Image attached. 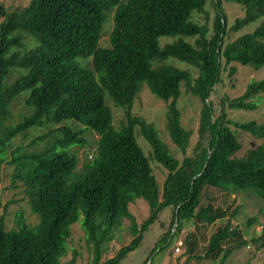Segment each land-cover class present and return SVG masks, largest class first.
I'll list each match as a JSON object with an SVG mask.
<instances>
[{
	"label": "trees",
	"instance_id": "trees-1",
	"mask_svg": "<svg viewBox=\"0 0 264 264\" xmlns=\"http://www.w3.org/2000/svg\"><path fill=\"white\" fill-rule=\"evenodd\" d=\"M211 1L216 12L212 29L194 19L196 13H205L208 0H32L12 13L0 5L4 18L0 23V169L5 163L14 166L12 180L25 186L31 210L39 218L31 225L22 212L17 213L16 227L7 230L5 217H0V264H61L71 226L79 221L91 264H121L140 247L144 233L166 208L173 212L170 229L174 225L182 229L183 221L213 225L226 218L227 210L211 203L202 205L207 187L232 194L251 192L264 200V142L237 157L242 145L230 127L264 139V124L238 123L224 112L215 117L210 102L223 70L230 67V75L236 73L232 63L255 70L264 67V23L251 33L229 39L230 32L264 17V0H233L244 7L245 16L231 27L223 0ZM111 11L110 47L102 48L99 41ZM161 38L171 41L163 45ZM26 39L32 44L30 49ZM89 58L91 67L78 62ZM169 60L190 65L197 76ZM13 70L19 76L8 84ZM144 85L168 103L166 127L183 153L182 160L171 153L153 124L133 114ZM183 85L202 104L198 140L191 155L187 149L193 133L183 127L178 107ZM26 90L30 91L25 103L31 114L7 125L12 103ZM261 93L264 78L250 84L241 97L226 100L232 109L253 111L257 107L253 100ZM107 95L124 109L125 121L119 128L106 104ZM66 121L82 128L61 125ZM47 124L57 127L34 138V144L56 133L60 136L40 151L14 148L7 160L15 138ZM137 127L150 144L154 160L168 171L162 187L137 141ZM89 129L99 137L96 152L78 171V154L70 148L84 147ZM140 198L149 205V216L141 224L129 208ZM11 203L3 206L4 211ZM125 219L130 222L132 240L102 260ZM173 235L168 232L158 239L143 264H154L153 256L170 247ZM235 236L236 228L228 221L210 236L205 254L197 256L189 235L185 240L189 258L182 264L191 258L228 264L232 250L225 244Z\"/></svg>",
	"mask_w": 264,
	"mask_h": 264
},
{
	"label": "rangeland",
	"instance_id": "rangeland-1",
	"mask_svg": "<svg viewBox=\"0 0 264 264\" xmlns=\"http://www.w3.org/2000/svg\"><path fill=\"white\" fill-rule=\"evenodd\" d=\"M32 0H0V5L4 6L8 13L16 12L28 6ZM223 11L227 18L228 27H231L237 19L245 16V9L243 6L235 3L233 0H223ZM216 12L211 0H208L205 7V13L194 15V19L198 23H208L212 29L213 21ZM4 18L0 17V23ZM264 23V17L244 27L241 31L230 32V41L237 37L251 33ZM114 24V11L109 12L108 19L104 24L102 36L99 41V46L102 48L110 47V33ZM27 38V37H26ZM27 41V49L32 47V44ZM171 39L161 38L164 45L170 42ZM192 41V40H190ZM78 62L82 65L91 67L92 58L88 60L80 59ZM167 63L172 64L181 69L189 70L194 77L197 76V70L190 65L180 62L178 60H169ZM236 68V73L230 75L229 68L226 67L221 74V81L218 83L210 96V102L213 105L215 117H219L224 112L229 120L245 123L249 121H256L258 124H264V94L261 93L253 101L256 104V109L253 111L232 109L228 106L226 99H236L241 97L247 91L250 84L264 78V67L255 70L250 66L241 65L240 63H232ZM19 72L13 70L7 79V83H12L18 78ZM30 91L22 92L19 97L12 103L10 109V117L6 121L7 125H15L19 123L24 117L31 114L32 110L27 107L25 100ZM225 101L222 103V100ZM106 104L111 108L114 125L119 128L125 121L124 109L117 107L111 101L110 97L106 96ZM178 107L181 110V123L183 127L193 133L190 141V146L187 149V154L191 155L193 148L198 140V130L200 123V113L202 104L198 97L194 96L190 90L183 85L181 89V96L178 100ZM133 114L137 117L145 119L148 123L154 125L159 131L162 140L168 145L171 153L178 159L182 160L183 153L172 142L167 131V113L168 103L158 99L154 96L147 85H144L140 90L137 99L135 100ZM61 125H69L74 129H80L82 126L76 122L66 121ZM54 127L53 124H47L43 127H33L26 131V138H23L25 133H21L15 138L8 147L7 160L11 158V150L21 146L24 152L40 151L44 147L50 145L54 141V136L58 137L60 134L56 133L53 137H47L44 141L33 143V139L37 136H46L48 132ZM238 137L242 145V149L236 154L237 157H243L249 150L255 149L264 142V139L253 136L235 126H230ZM136 137L140 147L143 149L145 155L149 158L150 164L153 168V173L160 185L166 179L168 171L161 164L156 162L153 158L152 148L147 140L143 137L139 127L136 129ZM86 145L84 147H71L70 151L78 154L79 165L78 171L82 170V166L87 159H91L95 155L98 135L93 130H86L84 134ZM91 156V157H90ZM14 166L3 164L0 169V217H5V225L7 230L14 229L15 216L22 212L29 224L35 225L39 222V218L31 210L29 197L26 194L25 186L18 181L12 180ZM12 202L6 211L3 206ZM211 203L214 206L221 207L228 211V216L219 220L213 225L199 224L193 220L183 221V227L176 230V225L171 228L173 212L171 208L162 210L159 214L158 220L151 225L150 229L144 233L143 241L140 247L131 252L121 264H143L151 250L154 248L158 239L171 232L173 235V242L170 247L163 251L156 253L152 260L154 264H182L188 258L186 253L185 240L189 235H192L194 244V254L202 256L207 249L210 236L217 230L218 227L225 226L228 221L231 222L233 228H236L237 236L233 237L225 246L232 250L227 263L228 264H262L264 262V247H260L264 241V200L254 195L251 192H242L232 194L230 192L222 191L216 188L207 187L203 193L202 205ZM130 211L136 217L139 224L145 221L149 216V205L140 198L130 204ZM129 220L123 221L122 228L116 233V238L109 243L105 248L106 252L102 260L113 257L116 252L122 247L130 243L133 236L129 229ZM72 235L68 242L67 254L62 258L61 264H91L92 255L88 249V244L84 231L82 230L81 221L71 226ZM253 239L258 240L254 242ZM182 240L184 246L181 253H175L176 243ZM187 264H220L219 260H197L191 258Z\"/></svg>",
	"mask_w": 264,
	"mask_h": 264
},
{
	"label": "built area",
	"instance_id": "built-area-1",
	"mask_svg": "<svg viewBox=\"0 0 264 264\" xmlns=\"http://www.w3.org/2000/svg\"><path fill=\"white\" fill-rule=\"evenodd\" d=\"M91 157V156H90ZM184 246V242L182 240H179L176 243V247H175V253L179 254L182 251V247Z\"/></svg>",
	"mask_w": 264,
	"mask_h": 264
},
{
	"label": "crops",
	"instance_id": "crops-1",
	"mask_svg": "<svg viewBox=\"0 0 264 264\" xmlns=\"http://www.w3.org/2000/svg\"><path fill=\"white\" fill-rule=\"evenodd\" d=\"M129 208H130V206H129Z\"/></svg>",
	"mask_w": 264,
	"mask_h": 264
},
{
	"label": "water",
	"instance_id": "water-1",
	"mask_svg": "<svg viewBox=\"0 0 264 264\" xmlns=\"http://www.w3.org/2000/svg\"><path fill=\"white\" fill-rule=\"evenodd\" d=\"M151 261V260H150Z\"/></svg>",
	"mask_w": 264,
	"mask_h": 264
}]
</instances>
